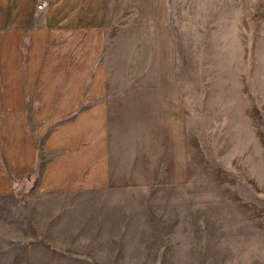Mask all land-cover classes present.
Here are the masks:
<instances>
[{"label":"rangeland","instance_id":"1","mask_svg":"<svg viewBox=\"0 0 264 264\" xmlns=\"http://www.w3.org/2000/svg\"><path fill=\"white\" fill-rule=\"evenodd\" d=\"M105 7L108 82L163 133L154 184L107 205L105 249H50L19 234L33 203L0 199V264H264V0Z\"/></svg>","mask_w":264,"mask_h":264},{"label":"crops","instance_id":"2","mask_svg":"<svg viewBox=\"0 0 264 264\" xmlns=\"http://www.w3.org/2000/svg\"><path fill=\"white\" fill-rule=\"evenodd\" d=\"M106 25L105 0H0V199L33 203L19 234L50 249H105L107 205L154 184L153 110L108 82Z\"/></svg>","mask_w":264,"mask_h":264},{"label":"built area","instance_id":"3","mask_svg":"<svg viewBox=\"0 0 264 264\" xmlns=\"http://www.w3.org/2000/svg\"><path fill=\"white\" fill-rule=\"evenodd\" d=\"M50 3V0H36V8L43 9Z\"/></svg>","mask_w":264,"mask_h":264}]
</instances>
